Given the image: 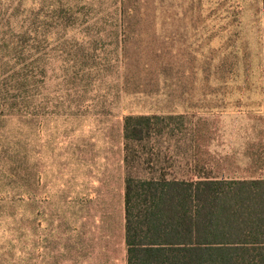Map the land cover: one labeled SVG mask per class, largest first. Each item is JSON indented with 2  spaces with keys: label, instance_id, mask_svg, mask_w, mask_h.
Returning a JSON list of instances; mask_svg holds the SVG:
<instances>
[{
  "label": "rangeland",
  "instance_id": "374dc122",
  "mask_svg": "<svg viewBox=\"0 0 264 264\" xmlns=\"http://www.w3.org/2000/svg\"><path fill=\"white\" fill-rule=\"evenodd\" d=\"M119 2L0 0V264H126L125 177L201 174L264 97V0H126L121 29ZM138 115L165 118L141 144Z\"/></svg>",
  "mask_w": 264,
  "mask_h": 264
},
{
  "label": "trees",
  "instance_id": "16d2710c",
  "mask_svg": "<svg viewBox=\"0 0 264 264\" xmlns=\"http://www.w3.org/2000/svg\"><path fill=\"white\" fill-rule=\"evenodd\" d=\"M118 14L120 29L135 15L126 0ZM164 119L129 116L123 138L141 144L158 134L155 126ZM123 214L126 264H264V180L216 179L204 172L180 179L128 175Z\"/></svg>",
  "mask_w": 264,
  "mask_h": 264
},
{
  "label": "crops",
  "instance_id": "0c3cea01",
  "mask_svg": "<svg viewBox=\"0 0 264 264\" xmlns=\"http://www.w3.org/2000/svg\"><path fill=\"white\" fill-rule=\"evenodd\" d=\"M240 101L221 113L226 128L208 131L202 158L215 165L203 172L216 179L264 180V97Z\"/></svg>",
  "mask_w": 264,
  "mask_h": 264
}]
</instances>
